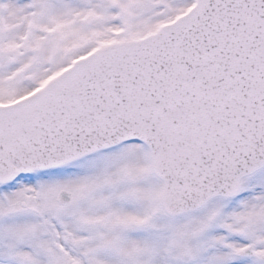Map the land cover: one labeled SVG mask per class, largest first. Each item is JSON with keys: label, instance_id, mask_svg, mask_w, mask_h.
<instances>
[{"label": "snow or ice", "instance_id": "obj_1", "mask_svg": "<svg viewBox=\"0 0 264 264\" xmlns=\"http://www.w3.org/2000/svg\"><path fill=\"white\" fill-rule=\"evenodd\" d=\"M0 264H264V0H0Z\"/></svg>", "mask_w": 264, "mask_h": 264}]
</instances>
